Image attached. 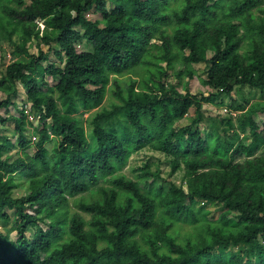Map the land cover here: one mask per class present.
<instances>
[{"label": "trees", "instance_id": "trees-1", "mask_svg": "<svg viewBox=\"0 0 264 264\" xmlns=\"http://www.w3.org/2000/svg\"><path fill=\"white\" fill-rule=\"evenodd\" d=\"M6 1L0 29L11 41L20 33L16 53L29 56L28 43L38 39L56 60L41 50L8 64L0 78V89H11L0 108L14 103L22 83L31 113L43 121L33 140L28 102L19 117L3 120L14 121L21 156H7L16 144L0 133V218L9 221L15 210L18 231L16 238L0 233V264H264V122L255 118L264 99L240 110L232 99L235 118L214 122L206 139L200 119L178 126L206 102L222 105L236 86L264 95V0ZM89 11L102 17L89 20ZM84 41L93 49L82 48ZM203 62L207 78L193 93V65ZM139 65L151 77L124 87L120 76H139ZM170 69L181 83L191 80L186 93L164 81ZM112 81L121 102L95 113L93 150L74 114L98 107ZM32 145L35 155L26 151ZM147 147L166 155L168 177L161 162L153 169L149 160L136 180L123 172ZM182 168L179 186L171 177ZM214 204L217 219L210 218Z\"/></svg>", "mask_w": 264, "mask_h": 264}, {"label": "rangeland", "instance_id": "rangeland-1", "mask_svg": "<svg viewBox=\"0 0 264 264\" xmlns=\"http://www.w3.org/2000/svg\"><path fill=\"white\" fill-rule=\"evenodd\" d=\"M1 1H3V3H6V4H11L10 2L6 0H1ZM26 3L28 5L31 2L30 0H26ZM109 6L112 7V4H110ZM0 13H2L1 4H0ZM86 17L89 20H96L98 18H101L102 15L98 13L97 11H89L86 14ZM38 22H39L38 24H39V28L42 34L44 30H46L45 29L46 23L44 20H39ZM168 30L170 33H173V28L168 27ZM0 34H2L3 36V43L0 48V78L5 68L8 66V64L12 63L13 61L22 60V59L30 60L32 58L30 57L31 55L39 56L41 50H43L44 52L49 51L50 60L51 59L56 60L53 50H50L51 46L44 44V43L41 44L40 40L38 39H33L31 42L28 43L27 48L29 51V56H21L16 53V45H15L17 42L20 41V33H15L13 35V41L9 40V35L8 34L6 35L3 29H0ZM154 41L158 43L157 39H155ZM56 46L57 44L55 45V47ZM82 48L86 50H92L93 46L90 43L84 41ZM42 64H44L47 67L49 65V62L44 60ZM163 65L166 66L167 64L163 63ZM193 66L198 73L197 76L192 81L193 85L191 89L195 90V91H192L194 93L198 91V88H200V83H202L201 82L202 79L207 78V71L209 70V66L206 64V62L194 64ZM143 67L144 65H139L137 68V73L139 74V76H136L130 73L120 76L121 84L124 87L128 86L130 78H135L138 80H141V76H142V79L145 77L150 78L152 72L149 66L147 67L149 70ZM152 70L154 69L152 68ZM46 81L51 86L55 85L57 82V80L56 79L54 80V78H52L51 76L46 77ZM164 81H166L167 84H169V86L175 85L183 93L187 92V88H186L187 82H191V80L189 81L188 77H185L181 83V79L178 77H175L173 69H170L169 75L164 78ZM112 84H113V81L109 85L110 89H109L108 94L106 95L105 99L98 107L92 110H88V111L81 110L77 114H74V116H77L78 119L80 120V124L83 125L84 128L86 129V133H87L88 139L90 140V144L93 150L97 148V142L93 134L94 127L92 124V120H93L95 113L102 109H106V108L110 109L113 107L114 104H119L121 102V99L117 97L111 90ZM43 87L44 86H42V88ZM188 87H190V84H188ZM18 88H19L18 94L16 96L11 97L14 103H12L10 107L8 108H5V107L0 108V117H1L0 118V133L8 135L11 138L12 142L16 144L15 147L11 148L7 152L8 157L18 156V155L21 156L20 149L17 146V139L19 135L18 133H16V127H15L14 121L12 120H8V122L3 121L4 119L7 120L8 116H11V115H15L19 117L21 115L20 109H22L23 105L28 102L27 90L25 89L24 85H22V83H19ZM44 88L46 89V87ZM10 91H11L10 88H8L7 90L0 89V98H3V99L7 98L10 95ZM207 91H211L210 87H206L205 94H208ZM232 99H236L235 106L240 110L242 107L241 104L247 105V107H249L254 102L258 100H263L264 95L262 94L260 90H255V89H252L250 87H245V86L244 87L236 86L234 89V92L231 95L224 97L223 99L224 103L222 105L218 103L212 104V103L206 102L200 110H192L190 114H188L184 119H182L178 123V126L191 125L194 119H200L201 123L198 126H200L201 128L202 136L206 139L209 133H211L213 129L216 128V125L214 122L221 123L223 122V120H225V118L227 117L229 118V116H233L235 118V114L238 113L236 110H232L233 113L231 114L229 113L231 109L229 108L228 105L230 104ZM31 107H32V103L28 102V105H27L28 113L27 114L29 116L28 119L31 122V124L28 125L29 128L27 130V133L30 136L29 139L36 138V140H38L39 134L36 133L35 129H39L40 127H42L43 121L41 120L40 115H35L31 113L32 111ZM220 115H222L223 117H221ZM119 117H121V120L123 123L127 124L128 126L130 125L126 116L123 113H120ZM255 118L257 121L263 124L264 114H257ZM49 122H51V120ZM109 126L111 128H117L115 123L114 124L109 123ZM53 146H54V143L52 142L47 143L48 149H52ZM26 151L31 155H35L37 152V149L35 148V146L32 145ZM259 153L260 152H258L257 154ZM59 159H61V157L57 158V160ZM148 160L151 161L152 163L154 162L152 164L153 169H155L156 166L161 162L160 168L163 171L162 176L168 177V175H170L171 166H170V162L166 160V155H164L162 152L157 151L151 147H147L137 152H134L132 157L129 160L128 165L123 170V172L127 174L129 178L131 179L133 178L136 180L139 174V172L137 171V168L139 166H144V164H146ZM184 174H185V170L182 168L180 171L172 175L171 178L179 186H181L182 184L184 185L185 183ZM26 185H27L26 180H22L21 186L15 190V195L19 197L22 196L25 192ZM220 207L221 206L217 204H214L213 206L209 207V209L211 210L210 218L217 219L220 216V214L222 213ZM75 209H76L75 198H72L71 199V211ZM9 214L11 216V219L9 221L0 218V233L2 234L8 233L10 237L16 238L18 235V231L15 227V222H14L15 210H10ZM236 214L237 213L230 214V217L235 218ZM186 231L187 230H185V232H183V235L181 236L184 237L186 234ZM33 233H34V229H31L28 234L32 236Z\"/></svg>", "mask_w": 264, "mask_h": 264}, {"label": "built area", "instance_id": "built-area-1", "mask_svg": "<svg viewBox=\"0 0 264 264\" xmlns=\"http://www.w3.org/2000/svg\"><path fill=\"white\" fill-rule=\"evenodd\" d=\"M228 110V109H227Z\"/></svg>", "mask_w": 264, "mask_h": 264}]
</instances>
